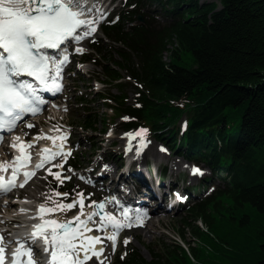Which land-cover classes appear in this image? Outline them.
<instances>
[{"label": "trees", "instance_id": "1", "mask_svg": "<svg viewBox=\"0 0 264 264\" xmlns=\"http://www.w3.org/2000/svg\"><path fill=\"white\" fill-rule=\"evenodd\" d=\"M125 5L131 8L116 22L102 25L104 36L118 46L112 67L100 66L117 87L119 71H125L136 95L133 104L122 92L102 99L114 103L107 106L115 115L128 117L123 130L145 128L172 153L204 164L211 176L202 185L213 189L184 207L177 234L186 248L164 245L154 261L132 251L123 259L117 255L115 264H264V0ZM106 48L92 46L103 60ZM183 54L192 58L191 67L179 64ZM95 115L83 120V128L95 129ZM185 229L211 252L190 244Z\"/></svg>", "mask_w": 264, "mask_h": 264}, {"label": "rangeland", "instance_id": "2", "mask_svg": "<svg viewBox=\"0 0 264 264\" xmlns=\"http://www.w3.org/2000/svg\"><path fill=\"white\" fill-rule=\"evenodd\" d=\"M88 1H90L92 5H95L96 8L103 9L104 5H106V2L109 0ZM114 1H116L114 3V5H116L114 7L115 12L128 8L126 5L123 7L125 0ZM110 7L109 5V8ZM93 41H96L100 46L103 44L107 45V50L103 52L106 57L104 60L91 49ZM116 46L118 45L112 44L109 40H105L100 28L95 35L79 43L74 42L72 52L70 51V53H73L75 59L69 64L68 71L65 73L66 85L64 89L61 90V93L64 95L60 97V103L57 99L53 101V104L57 105V107L53 109L52 113H54L58 119H62L61 124L59 126L49 125L47 118L48 116H53L44 113L34 117L38 124L34 123L35 128L32 131L30 128L26 127L28 124L33 125V122L28 121V119H25L17 127L18 130H21L28 136H30L32 132L35 133V135L41 134L44 130L49 128H58L59 130L65 131L66 135L69 136L66 142V149L71 153L68 156L71 157L69 162H71L74 167L67 168L64 166L61 171L59 168H55L56 172L61 173L62 179L64 177H70V179H63V183L61 184L53 176H48V168L46 165L38 169L39 173L32 176L31 180L28 181L23 187V190H21V193L27 201V205H25L26 209H29V206H33L37 202L47 204L48 207L54 206L52 200L60 203H71L73 200L77 199V193L84 194L85 212L90 211V208L87 206L92 204L93 201H105L104 198H106V194H109L110 198H113L117 204H129L128 206L134 219L137 213H139L141 219L144 221V225L142 228L126 227L120 230L117 236L115 251L112 249L111 242L105 239L102 259L105 260V264H115L118 254L121 258L127 255V253L135 251L145 260L154 261V256L156 254H162L164 252V245L179 243L184 248L187 247V244L183 243L177 234V232L183 228L182 219L185 216L186 209L183 207L167 209L164 205L166 196L161 195L158 199L160 203H158V200L153 198L150 194L145 195L143 192H139V182L135 176L136 170L145 171L147 162L151 163L153 166L159 165L160 168H165L166 175L171 179V182L175 183L178 181V184L181 186L183 185L184 188L188 186L197 188L194 194L192 193V195L189 196L190 203L196 201L198 198L204 197L206 194L209 195L212 191V186L211 183H209L207 184V188L205 187L202 189L201 180L198 177L193 178L188 172L194 166L201 170L203 177H209L211 176V171L202 163L190 162V160H185L183 157L170 152L168 147L154 139L148 131L143 137L146 146L142 149H140L139 137L131 141L129 140L127 134L137 132L140 129L131 130V132L122 130V122L126 120L125 118L128 119V117L124 114L115 115L112 107L107 106V104L114 106V103L110 102V100L104 103L102 99V97L116 95L122 92L126 96V102L128 104H133L136 95L133 81L125 71H119L122 79L120 80L121 85L117 87L114 83H108V77L100 66V64H106L108 67H112L111 61L117 59L116 53L113 52V47ZM76 48H82L83 52L77 53L75 51ZM169 48H171V46H169ZM169 54V52L163 54V59L166 62L170 60ZM80 57L81 63H74L76 59ZM179 64L184 67H191L193 60L189 55L183 54ZM94 114L98 116L95 129L90 130L83 128V120L86 119L88 115ZM184 122L185 116L178 122V126L183 128ZM25 124L27 125L23 126ZM30 131L31 133H29ZM32 138L33 137H28L29 140H32ZM0 145H2V147H0V154H3V150L8 149L7 144L4 141ZM138 149H140L139 154H137ZM121 154L123 155L121 156ZM131 159H137L139 162L138 165L134 167L131 166L127 169L128 171L120 167L125 161ZM61 162L62 160L59 157L51 166ZM195 163L200 165L196 166ZM69 169H71V171H69ZM213 180H215L216 183H220V179L216 177H214ZM60 187H62V189L58 191L57 189ZM105 190H107L108 193H106ZM159 190L160 193H164L166 189L159 188ZM15 191L17 192L19 190L17 189ZM10 192L0 194V203L3 205L7 203L6 200H8L7 198ZM54 192L68 193L66 202L65 200H60V196H53ZM132 196H134V198H132ZM9 204L8 202V206L6 207L8 210L2 209L0 213L3 218L11 217V214L18 210L15 205L12 207ZM121 208L124 209V206H121ZM31 209L34 211L33 207H31ZM79 211L80 208L79 205H77L76 209L68 213L64 212L57 215L56 211L51 215L55 219L70 220V218L76 216ZM110 212H112L110 213L111 215L118 213L115 210ZM144 213H146V215H144ZM97 220L98 219H94L95 222ZM90 224L94 227L92 223ZM198 225L203 230L205 229L200 222H198ZM185 230L186 240L190 242V244L204 246L208 252H211L202 241L198 242L191 237L187 229ZM93 232L97 233L95 230ZM103 235L104 232H101V236ZM125 239L129 241L128 244L124 243ZM137 244H139V247ZM95 263L97 262L94 258L88 262V264ZM192 264H199V261L192 260Z\"/></svg>", "mask_w": 264, "mask_h": 264}, {"label": "snow or ice", "instance_id": "3", "mask_svg": "<svg viewBox=\"0 0 264 264\" xmlns=\"http://www.w3.org/2000/svg\"><path fill=\"white\" fill-rule=\"evenodd\" d=\"M93 13L94 6L90 7L87 0H0V131L12 132L26 114L39 113L40 106L46 103L39 95L40 92L55 94L61 90L59 79L69 57L63 54L54 58L44 50H60L66 42L79 43L90 37L95 33L96 25L103 19L99 11L95 15ZM75 51L82 53L83 49L76 48ZM27 127L32 128L33 125L28 124ZM55 130L59 132L58 128ZM146 132V129H140L134 134L127 135L130 141L139 137L142 149L146 146L143 140ZM2 139L0 137V141ZM20 139L19 136L13 137V142L9 145L19 155L13 157L11 161L0 162V173L9 169L12 172L7 180L0 175V192L8 193L17 186L24 187V184L35 175V169L43 168L57 157H60L62 162L53 164L52 167L62 168L63 162H66L71 154L64 151L63 141L67 139L66 135L34 137V140H52L55 150L41 149V158L35 169L23 172L24 181L17 185L15 179L21 174L19 169L27 167L31 158L24 150L34 146L32 143H16ZM57 139L61 141L60 144L56 143ZM44 153L47 155H43ZM47 172L61 184L63 179H70V177L62 179L61 173H53L51 168H48ZM192 173L203 174L198 168H193ZM61 195L67 197L68 193H53V196ZM84 199L83 193H77V199L71 203L52 200L53 207L41 204L37 210L41 222L33 226L30 235L32 246L26 247L25 243L17 242V247L12 252L11 264H38L34 259V245L37 241L48 257L47 264H88L92 258H96L98 264H105V260L102 259L104 240L110 241L115 251L119 231L132 227L133 218L129 216L127 208L122 212L123 220H118L111 214H102L104 202L95 201L87 206L94 210L85 213ZM77 205L80 211L71 220L60 222L45 219L46 215L56 211L66 212ZM97 216L99 223L93 219ZM135 219L137 222L141 221L139 213ZM90 223L94 227H89ZM107 229L111 231L103 238L100 235L89 234L94 230L104 232ZM124 243L128 244L129 241L125 239ZM5 260L4 237L0 236V264H5Z\"/></svg>", "mask_w": 264, "mask_h": 264}, {"label": "bare ground", "instance_id": "4", "mask_svg": "<svg viewBox=\"0 0 264 264\" xmlns=\"http://www.w3.org/2000/svg\"><path fill=\"white\" fill-rule=\"evenodd\" d=\"M184 125H185V123H184ZM61 134H63V135H66V132L65 131H62V130H59V132H57L55 129H51V128H49V129H47V130H44L41 134H36V136H34V137H37V136H47V137H58L59 135H61ZM15 136H17V135H15V133L13 132V137H15ZM22 137H23V135L21 136V139H22ZM66 137H67V135H66ZM13 142V138L11 139V143ZM67 142V139L65 140V141H63V146H64V151L65 152H68V149H66V143ZM16 143H18V144H21V143H32L34 146L33 147H31V148H27V149H25L24 151H25V153L26 154H30L31 155V158H30V160H29V162L30 163H38L39 161H40V158H41V149H45V148H47V149H50V150H55L54 148H53V143H52V140H50V139H38V140H34V138L32 139V140H30V141H22V140H20V141H17ZM56 143L57 144H60L61 143V141L59 140V139H57L56 140ZM13 151V155L8 151V150H4L3 151V155H1L0 154V162H6V161H11L12 160V158L13 157H15V156H18L19 155V153L17 152V151H15L14 149L12 150ZM9 155H11L12 157L11 158H8V156ZM43 155H47V153H44ZM123 154H121V156H122ZM138 159V158H137ZM137 159H134L133 160V163L131 164V166H135V165H137L139 162H138V160ZM60 169V171L62 170V168H59ZM19 171H20V173L22 172H25L26 171V168L25 167H22V168H20L19 169ZM56 173V172H55ZM0 175H3L4 176V179L5 180H7L8 179V177L9 176H11L12 175V172H11V169H9L7 172H4V173H0ZM18 178H19V175L17 176ZM17 177H16V179L15 180H17ZM21 177H24L23 175H21ZM194 178V177H193ZM118 191V190H117ZM105 192L106 193H108V191L107 190H105ZM110 192V191H109ZM111 194V193H110ZM105 197L106 198H104L105 199V201H104V204H105V208H104V212H103V214L104 213H107V214H110V213H112V212H110V211H112V210H115V211H117L118 213L117 214H113V216H115L116 217V219H118V220H123L124 219V217H123V215H122V212H123V210L124 209H122L121 208V206H124V208H127L128 210H129V216L130 217H132L133 218V226L131 227V228H142L143 227V225H144V221L141 219V221L140 222H137L136 221V219H134V216H133V214H132V212H130V208H129V204L128 205H126L125 203H120V204H117V202H115V200H113V198H110V195L109 194H106L105 195ZM66 197H64V196H60L59 197V199L60 200H64ZM10 203V202H9ZM7 204V205H6ZM6 204H2V203H0V213H1V211H2V209H6V207L8 206V203H6ZM84 204H85V199H84ZM9 205H11L12 207H14L13 206V203H10ZM27 205V204H26ZM11 207V208H12ZM32 206H29V209L31 208ZM164 207V206H163ZM121 208V209H120ZM75 209H76V207H75ZM6 210H8V209H6ZM72 210V209H71ZM71 210H68V211H66L67 213L69 212V211H71ZM94 209L93 208H90V211L89 212H91V211H93ZM154 211H157V210H154ZM85 212V211H84ZM28 213V212H27ZM62 213H64V211H57V215H59V214H62ZM85 213H88V212H85ZM30 218L31 217H36V214L35 213H31L30 212V214L28 215ZM73 218V217H72ZM72 218H70V220L72 219ZM98 218V221H96V223H99V216H97V217H94L93 219H97ZM4 219L5 218H3L2 217V215L0 214V222H2V221H4ZM45 219H54V218H50L49 217V215H46L45 216ZM55 220H57V221H60V222H63V221H66V220H62V219H55ZM8 221H11V220H8ZM41 221H40V219L38 218V221H36L34 224H33V226L34 225H36V224H39ZM138 224H139V226H138ZM32 226V227H33ZM89 227H92L91 226V224H89ZM110 229H107V230H105L104 231V235L103 236H101V232H97V233H95V232H91V233H89L90 235H100L101 237H105L106 235H108L109 233H110ZM0 234H2V236L4 237V243H8V244H12V242H13V240H11V237H9L8 235H4L3 234V232H2V230L0 231ZM6 234V233H5ZM137 246L139 247V244H137ZM17 246H15L14 247V245H12V250H11V253L9 254V259H11V256H12V252H13V250L16 248ZM98 247H100V246H98ZM102 258H103V256H102ZM96 259V258H95ZM36 261H37V259H36ZM96 262L97 263H95V264H98V261L96 260ZM38 264H39V262H38Z\"/></svg>", "mask_w": 264, "mask_h": 264}]
</instances>
